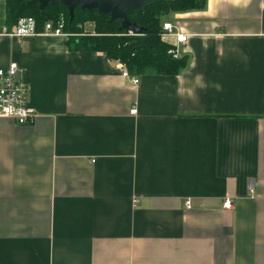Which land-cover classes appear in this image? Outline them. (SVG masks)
Wrapping results in <instances>:
<instances>
[{
	"label": "crops",
	"instance_id": "0c3cea01",
	"mask_svg": "<svg viewBox=\"0 0 264 264\" xmlns=\"http://www.w3.org/2000/svg\"><path fill=\"white\" fill-rule=\"evenodd\" d=\"M161 21L187 65L133 84L69 32L20 46L0 0V69L36 111L0 119V264H264V0Z\"/></svg>",
	"mask_w": 264,
	"mask_h": 264
},
{
	"label": "trees",
	"instance_id": "16d2710c",
	"mask_svg": "<svg viewBox=\"0 0 264 264\" xmlns=\"http://www.w3.org/2000/svg\"><path fill=\"white\" fill-rule=\"evenodd\" d=\"M31 0H7V25L12 29L20 17L29 16L37 21L42 30L48 21L57 22L63 16L66 21L65 31L75 35L69 40L75 50L101 52L108 60L124 64L132 75L153 73L158 75H177L187 65L185 57L175 59L170 53L173 47L162 40V17L170 13L199 10L205 7L206 0H175L174 2L155 3L145 9L144 14H132L133 23L144 29V36L151 48L140 47V38L120 30V25L111 22L109 17L100 16L97 12H84L75 9L71 21L68 9L58 3L50 5L43 11ZM94 22L95 33L84 32V25Z\"/></svg>",
	"mask_w": 264,
	"mask_h": 264
},
{
	"label": "built area",
	"instance_id": "2783aa9c",
	"mask_svg": "<svg viewBox=\"0 0 264 264\" xmlns=\"http://www.w3.org/2000/svg\"><path fill=\"white\" fill-rule=\"evenodd\" d=\"M66 21L62 16L57 22L48 21L45 23L43 30H39L37 21L33 17L24 16L18 19L17 24L9 31L6 29V35L10 38H16L19 45L28 37L38 36L42 34L70 37L71 34L65 31ZM132 35V34H130ZM163 37H175L178 43H185L188 36L176 31V28L171 23L163 24ZM175 59H179L177 49H172L170 52ZM119 67L123 70V76L133 84L139 83V78L130 74L126 66L119 63ZM30 92L29 83L23 79L22 70L17 63H11L7 68L0 69V119H12L19 125L30 124L35 120L36 111L30 105L28 95ZM137 112L136 108L131 110V114ZM248 191L251 197L256 195V184L250 183ZM187 209L191 208V202H186ZM233 207L231 200H226L224 208L231 210Z\"/></svg>",
	"mask_w": 264,
	"mask_h": 264
},
{
	"label": "water",
	"instance_id": "95a60500",
	"mask_svg": "<svg viewBox=\"0 0 264 264\" xmlns=\"http://www.w3.org/2000/svg\"><path fill=\"white\" fill-rule=\"evenodd\" d=\"M175 0H31L30 4H38L39 10L43 11L50 5L58 3L64 5L73 20L75 9L80 8L84 12H97L100 16L109 17L111 22L120 25V30L140 38V47L151 50L145 36L144 29L133 23L130 19L132 14L142 15L145 9L155 3L174 2Z\"/></svg>",
	"mask_w": 264,
	"mask_h": 264
},
{
	"label": "rangeland",
	"instance_id": "374dc122",
	"mask_svg": "<svg viewBox=\"0 0 264 264\" xmlns=\"http://www.w3.org/2000/svg\"><path fill=\"white\" fill-rule=\"evenodd\" d=\"M84 32H86L85 29H84Z\"/></svg>",
	"mask_w": 264,
	"mask_h": 264
}]
</instances>
